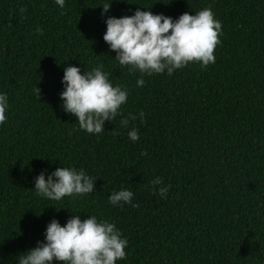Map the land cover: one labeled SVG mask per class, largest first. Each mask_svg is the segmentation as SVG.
I'll use <instances>...</instances> for the list:
<instances>
[{"label":"trees","instance_id":"1","mask_svg":"<svg viewBox=\"0 0 264 264\" xmlns=\"http://www.w3.org/2000/svg\"><path fill=\"white\" fill-rule=\"evenodd\" d=\"M106 2L0 0V92L9 102L0 124V264H17L53 218L64 225L72 215L116 225L128 240L117 264H264V0H112L102 16ZM205 7L222 30L206 67L145 75L137 87L140 73L120 66L103 40L106 16L140 8L175 19ZM69 65L81 73L102 65L128 90L99 134L61 107ZM56 167L83 168L95 189L37 196L34 178ZM157 176L170 185L166 199L149 184ZM121 188L137 207L108 203Z\"/></svg>","mask_w":264,"mask_h":264},{"label":"clouds","instance_id":"2","mask_svg":"<svg viewBox=\"0 0 264 264\" xmlns=\"http://www.w3.org/2000/svg\"><path fill=\"white\" fill-rule=\"evenodd\" d=\"M54 2L60 8L65 5V0ZM111 3L112 0H108L99 5L102 16L109 12ZM105 24L104 42L115 52L113 59L120 66H127L129 72L140 73L137 87L144 85L145 75H172L190 63H199L201 67L215 63L214 49L222 34L220 20L208 7L195 13L184 12L175 19L137 8L131 15L106 16ZM35 31L43 35L40 27ZM102 67L81 73L79 67L69 65L64 68L61 79L63 90L59 96L63 111L74 115L79 128L90 134L101 133L105 121H112L120 114L129 95L127 88L111 82ZM8 107L7 94L0 92V124L6 120ZM139 115L142 119L144 113ZM131 119L136 117L131 116ZM120 124L127 127L128 120L122 119ZM128 137L132 142L137 141L138 131L131 129ZM95 179L83 168L56 167L47 176L41 171L34 178V192L46 200L60 201L66 196L91 193L95 189ZM149 184L160 198H167L170 185H163L159 176ZM107 199L112 206H138L133 203V192L127 188L112 191ZM43 236L35 247L17 256V264H117L126 258L127 238L113 222L98 219L96 215H88L83 220L79 215H72L64 225L53 218Z\"/></svg>","mask_w":264,"mask_h":264}]
</instances>
